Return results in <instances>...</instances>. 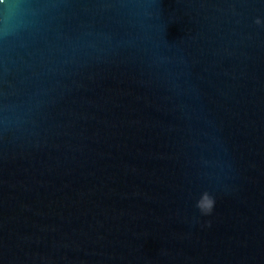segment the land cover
<instances>
[{
    "label": "water",
    "instance_id": "water-1",
    "mask_svg": "<svg viewBox=\"0 0 264 264\" xmlns=\"http://www.w3.org/2000/svg\"><path fill=\"white\" fill-rule=\"evenodd\" d=\"M0 264H264V0H0Z\"/></svg>",
    "mask_w": 264,
    "mask_h": 264
}]
</instances>
